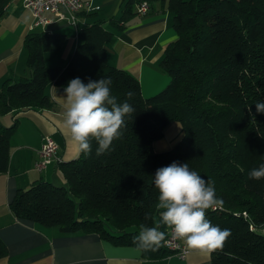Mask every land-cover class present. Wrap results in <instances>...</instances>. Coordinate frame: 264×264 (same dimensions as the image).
<instances>
[{
  "label": "trees",
  "instance_id": "1",
  "mask_svg": "<svg viewBox=\"0 0 264 264\" xmlns=\"http://www.w3.org/2000/svg\"><path fill=\"white\" fill-rule=\"evenodd\" d=\"M10 1L0 0V20ZM144 1L149 10L154 0H125L120 17L107 25L122 28ZM167 9L176 39L159 66L168 83L147 98L135 77L108 64L104 46L113 34L103 20L78 31V43L64 67L44 63L46 53L62 48L63 35H26L29 74L1 83L0 119L26 109L52 108L49 88L64 89L77 77L85 84L111 78L112 95L118 103L127 100L135 111L125 117L124 135L110 151L97 156L93 141L90 154L79 151L75 159L58 164L63 185L35 181L18 189L10 210L18 220L56 227L62 234L91 233L114 245L136 247L139 225L158 220L156 170L187 163L214 181L223 201L207 211V218L231 231L223 250L211 253V264H264V234L257 232L264 226V179L248 175L264 163V114L255 107L264 102V0H167ZM172 123L180 125L181 137L169 150L155 152L153 143ZM15 126V121L0 124V173L8 167ZM146 214L152 218L145 220ZM168 230L161 227L165 239ZM164 241L155 251H140L149 259L168 256ZM5 255L0 239V259Z\"/></svg>",
  "mask_w": 264,
  "mask_h": 264
},
{
  "label": "crops",
  "instance_id": "2",
  "mask_svg": "<svg viewBox=\"0 0 264 264\" xmlns=\"http://www.w3.org/2000/svg\"><path fill=\"white\" fill-rule=\"evenodd\" d=\"M83 1L99 9L86 16L78 15L74 25L66 20L55 21L53 15L47 13L45 16L52 22L39 26L34 25L31 12L22 7L20 0H11L0 20V83L15 75L28 76L23 47L26 35L39 32L63 35L62 48L57 53H46L44 63L48 66L49 60L52 66L64 67L78 43V31L96 20H103L113 34L104 46L108 64L135 77L144 98L160 92L167 85L168 77L159 62L166 47L176 39L167 0L152 1L147 14H136L117 29L107 23L120 17L125 0ZM49 95L53 102L50 109H26L1 118L5 126L12 125L13 121L16 126L10 136L7 170L0 173V239L6 248L0 264H211V253L188 250L181 241L180 245L187 251L184 258L170 254L149 259L136 247L114 245L96 234H62L56 227H39L13 216L9 204L18 189H26L35 181L63 185L58 164L73 160L79 154L77 144L63 123L64 89L51 86ZM181 135L180 125L172 123L165 129L164 136L153 143V149L169 150ZM46 136L58 146L57 161L38 171L35 164L40 159L42 138Z\"/></svg>",
  "mask_w": 264,
  "mask_h": 264
},
{
  "label": "clouds",
  "instance_id": "3",
  "mask_svg": "<svg viewBox=\"0 0 264 264\" xmlns=\"http://www.w3.org/2000/svg\"><path fill=\"white\" fill-rule=\"evenodd\" d=\"M111 84V78L89 80L85 84L77 77L69 80L64 88L63 123L84 155L92 152L93 141L98 145L97 156L110 151L113 142L124 135L125 117L133 116L135 111L127 100L118 103L117 97L112 95ZM126 95L131 99L133 93ZM255 107L257 113L264 114V102H257ZM248 175L252 180L264 179V163ZM153 184L158 191L155 204L158 220L152 226L139 225V232L133 239L138 249H158L165 240L163 226L188 250L205 254L223 250L231 231L213 225L207 218L209 209L223 203L216 194L214 181L190 170L187 163L172 162L156 170ZM151 218L150 214L145 215V220Z\"/></svg>",
  "mask_w": 264,
  "mask_h": 264
},
{
  "label": "built area",
  "instance_id": "4",
  "mask_svg": "<svg viewBox=\"0 0 264 264\" xmlns=\"http://www.w3.org/2000/svg\"><path fill=\"white\" fill-rule=\"evenodd\" d=\"M23 8L29 10L34 19V25L46 26L52 21L45 14H52L55 21L66 20L74 25L77 20L78 13H92L99 9L98 6L92 5L90 2L83 0H20ZM148 12V4L144 1L136 5V13L145 15ZM57 144L48 136L42 138L40 148V159L35 164L36 170L40 171L52 162H56L55 153ZM164 247L180 258H184L187 254L185 247L180 245V241L173 238L171 230L167 232V237L163 243Z\"/></svg>",
  "mask_w": 264,
  "mask_h": 264
},
{
  "label": "rangeland",
  "instance_id": "5",
  "mask_svg": "<svg viewBox=\"0 0 264 264\" xmlns=\"http://www.w3.org/2000/svg\"><path fill=\"white\" fill-rule=\"evenodd\" d=\"M46 60H47V59H46ZM47 64H48V66H52V65H50V63H49V60L47 61ZM0 86H1V83H0ZM0 124H3L1 119H0ZM167 148H168V147H167ZM155 149L157 150V151L154 150L155 152H164V151L167 150V149H164V147H156ZM55 185H56V186H59L58 183H55ZM257 232L260 233V234H264V226L258 228V229H257Z\"/></svg>",
  "mask_w": 264,
  "mask_h": 264
}]
</instances>
